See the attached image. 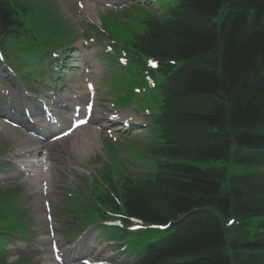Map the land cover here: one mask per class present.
Instances as JSON below:
<instances>
[{
	"label": "trees",
	"instance_id": "trees-1",
	"mask_svg": "<svg viewBox=\"0 0 264 264\" xmlns=\"http://www.w3.org/2000/svg\"><path fill=\"white\" fill-rule=\"evenodd\" d=\"M172 2L138 38L163 70L182 63L163 119L165 161L156 179L127 183L109 207L173 223L139 264H264V0ZM20 3L0 0V44L20 26ZM226 161L256 171L226 182Z\"/></svg>",
	"mask_w": 264,
	"mask_h": 264
},
{
	"label": "rangeland",
	"instance_id": "rangeland-1",
	"mask_svg": "<svg viewBox=\"0 0 264 264\" xmlns=\"http://www.w3.org/2000/svg\"><path fill=\"white\" fill-rule=\"evenodd\" d=\"M26 0L23 9H26L25 11V16H24V30L25 32L26 29H29L33 31L34 24L40 20H45L48 22V30L49 33H47L46 36H42L39 38H31L30 36H26L24 38V45L25 47L29 48V51L35 50L36 47L40 48L43 45H50L51 42L53 41L55 35H58L60 30H64L67 33H74L76 35V40L74 41L76 44L73 47L69 48H74V47H79L80 45L83 44V46H80V51L83 53V55H90L92 56L94 54L95 58L97 59L99 68L98 71L91 74V80L96 86L97 89V97L99 103L104 104L108 109L114 108L118 112L121 113H131V114H138L140 111L137 109V104L141 105L143 102L146 103V93H141V94H136L134 99H130L129 101L132 102V100L137 103V104H130L126 108L118 109L116 106L113 105V100H116V89H122L121 92H126L127 94H131L134 92V88L136 85H133V83H130V80L126 76V72L122 73L121 71H115L112 72V76L110 75L109 77H106V75L109 73L108 68L105 65V59L102 57L103 52L101 49V43L97 40L98 37L92 32H91V27L87 24L90 22L86 18H84L83 14L78 11L77 7V2L78 0H59L57 3L56 0ZM106 6H101L97 7V10L99 11V18L100 16H105L107 14V19H103L104 27L108 31H110L112 34L118 36L119 32L117 29L112 32L109 29V23L112 22L114 19L119 20V21H131L132 22L135 20L134 19V14L131 11L128 10H122L119 13L116 14V12H108L106 9ZM125 9H129V7H126ZM56 11V12H55ZM108 12V13H107ZM92 22V21H91ZM93 23V22H92ZM95 24V23H94ZM130 27L132 23H127ZM100 25V24H99ZM97 25V26H99ZM91 34L92 39H87L86 37ZM104 44V42H103ZM102 44V46H103ZM108 43H105V46H107ZM43 49V47L41 48ZM55 54H59V50L55 51ZM53 66H51V74H53L52 71ZM76 78L74 75H67V81L65 83L73 84L72 82L75 80V82L82 87L83 90H85V87L83 85L85 84V75L86 73L83 72V70H76ZM127 73L132 75V79L134 81L135 79V74L133 72L128 71ZM102 77V78H101ZM106 77V78H105ZM118 77V78H117ZM126 79V80H125ZM133 85L130 89V86ZM145 86L144 84H142ZM128 86V87H127ZM60 87V86H58ZM107 88V89H106ZM126 88V89H124ZM67 89V88H65ZM61 89H58L60 91ZM111 94H114L115 96L113 97ZM126 94V95H127ZM125 95V96H126ZM145 105V104H144ZM143 105V106H144ZM112 109V111H114ZM141 114V113H139ZM16 134H12L11 136L5 135L3 132H0V148L4 149L6 147H9L10 150L9 152L12 154V156L15 157L17 156V153L19 152V147L17 142L15 141L16 138L17 140L23 139L26 140L25 135L22 134L20 130L18 131H13ZM120 142H124V147L129 148V145L132 143H140L139 147L142 149L144 143L146 142L145 138V133H142L141 135H129L128 138H121V136H118ZM111 148L113 149V145H111ZM98 156L102 158V160H96V159H86L84 161H81L80 164L74 165V169H76V172H71L68 171L67 176H64L67 180V182H63L61 180H58L57 177L52 178V182L54 184V190L56 191V196L60 195L62 190L63 194L66 195L68 192L66 191L67 189H73L76 191V195L80 192L81 194L88 195V191L85 190V184L82 183L85 178H88L90 180H94L98 182L99 184H104L105 179L103 178L105 175L109 177L108 174V169L104 166H102L103 162L105 163V155L99 153ZM13 158V157H11ZM120 161L123 163L124 167L129 170L130 175L133 176L134 178H139L142 176V174L145 172V169L143 167H137L126 155L121 154L119 156ZM237 167H240L241 170L238 172L236 170ZM245 169V165H240V164H235V173L241 174V172ZM261 170V169H260ZM258 170V171H260ZM43 172V171H42ZM46 173V172H44ZM78 173L85 175L84 179H77ZM50 177V173H46ZM29 173L28 174H23L19 182L21 185L19 188L21 191L25 192V196H27V200L25 197L24 202L22 203L23 206L21 207L22 210L19 208L15 207L13 205V195L11 192H8L7 190H0V227L4 229L5 231H15L18 230L22 227L23 225V217L25 216V221L30 222L32 221V229L34 225H39L47 228V223L44 222L42 224L39 223L38 221V215H41L43 219H45V213L36 212L38 208H41L42 205L44 204L43 199L44 195L42 196L41 190L40 189V182L38 183V190H39V196L38 195H33L35 192H32L29 194V189L31 188L29 185ZM56 184H61L59 187H56ZM67 185V186H66ZM66 186V187H65ZM31 195V196H28ZM77 206L80 207L81 212H85V209L87 207H90L87 201L85 200H79L77 197ZM59 202L57 203V210L61 207L59 206ZM102 206L98 203L95 202L93 209H99ZM104 213L107 215H110L107 210H103ZM83 213H79V216L82 217ZM75 212L72 210L68 211V215L66 216L67 219H64V217L60 216L58 213H53L52 216L56 220L53 222V224L58 223V228L60 227L61 223H68L71 225L69 228L71 231L76 230V225L77 224V218L74 215ZM64 219V220H63ZM39 231V234L44 233V229H35ZM42 236V235H40ZM10 239V247L11 249V255L9 256L8 262H13L17 259L19 255H22L21 253H16L17 250L15 247L17 244H20L18 239L14 236H9ZM47 250H50V246H47ZM22 251H28L30 250L25 249ZM30 257V256H28ZM37 256L33 257V263H26V264H35V259ZM120 257H117V254L115 255V260H118ZM12 260V261H11ZM21 259L16 263V264H21ZM1 264H8V263H1Z\"/></svg>",
	"mask_w": 264,
	"mask_h": 264
},
{
	"label": "bare ground",
	"instance_id": "bare-ground-1",
	"mask_svg": "<svg viewBox=\"0 0 264 264\" xmlns=\"http://www.w3.org/2000/svg\"><path fill=\"white\" fill-rule=\"evenodd\" d=\"M84 2H85V8H84V12H82V13H84L87 17H92V18H94L96 21L98 20V18H97V13L94 11V10H92L91 8H90V3L87 1V0H84ZM5 96L3 97L5 100H8V102H9V99H11L10 98V96H8V95H6V94H4ZM79 97V96H78ZM51 99V98H50ZM75 99V96H71V98H70V100L73 102V100ZM59 103V102H58ZM95 119H99V117H97V116H95ZM3 127H5V128H8L7 126H4V125H0V132H6V129L5 128H3ZM10 131V130H9ZM84 132H87L88 134H90V135H92V136H94L95 135V133L97 134V136H98V138L100 137V134L99 133H97L96 132V130L95 129H92V128H90V125L89 124H87L86 126H84V127H81V128H79V129H77L76 131H74L73 132V136L76 134L77 136L78 135H80L81 133H84ZM60 141V140H59ZM90 141V140H89ZM17 144L19 145V147H21V148H24L26 145H29L28 143H27V141H22V140H17ZM57 142V141H56ZM55 143V142H54ZM82 144V142H80L79 144H77V146H73V145H71L70 146V150L69 149H67V148H62V147H58L57 146V148L55 149V151H54V154H53V152H51L50 151V154H49V156H48V158H54V157H56L55 158V160H56V163H59L60 161H62L63 159H65V155L67 154V153H69V157L72 159V158H75L76 156H78V157H84V156H80V155H78V153H77V148H78V146H80ZM49 147V145H45V146H43V147H41L42 149L43 148H48ZM37 148H40V147H37ZM93 150H96V149H93ZM92 150V151H93ZM68 151V152H67ZM76 155V156H75ZM47 158V157H46ZM76 160H78V161H80L79 159H76ZM30 186H31V183L29 184ZM32 190V189H31ZM33 191V190H32ZM47 200V199H46ZM54 203V201H52L51 202V204H53ZM50 205V204H49ZM57 241V243H58V245H59V247L61 248V252L63 251V252H65L67 249H69V247L68 246H66V247H64L63 245H60V242L58 241V240H56ZM75 260H80V259H75Z\"/></svg>",
	"mask_w": 264,
	"mask_h": 264
}]
</instances>
